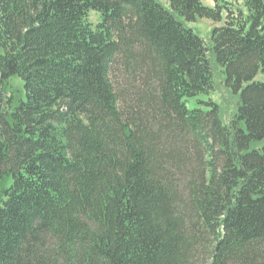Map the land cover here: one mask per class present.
Listing matches in <instances>:
<instances>
[{
    "label": "trees",
    "instance_id": "trees-1",
    "mask_svg": "<svg viewBox=\"0 0 264 264\" xmlns=\"http://www.w3.org/2000/svg\"><path fill=\"white\" fill-rule=\"evenodd\" d=\"M203 1L0 0V264H264V0Z\"/></svg>",
    "mask_w": 264,
    "mask_h": 264
},
{
    "label": "rangeland",
    "instance_id": "rangeland-1",
    "mask_svg": "<svg viewBox=\"0 0 264 264\" xmlns=\"http://www.w3.org/2000/svg\"><path fill=\"white\" fill-rule=\"evenodd\" d=\"M156 1L160 3L163 7L168 9L166 0H156ZM203 3L207 7L213 6L212 0H204ZM229 4H230L229 7L231 5L234 7L233 8L234 11L238 9H243L242 1H238V2L230 1ZM225 18L223 19L221 23H214L207 19H204V20L200 19L195 23L184 22V24L187 28L191 29L196 35L201 37L208 44L210 41V37H211V33L213 29L216 27H222L223 25H225ZM89 22H91L93 25H96L99 22V15L94 12L90 13ZM217 77H218L219 82L223 80L222 75L219 73L218 69H217ZM262 79L264 80V77L258 78V80H262ZM9 88L12 92H19V95L23 93V83L17 78H14L9 82ZM199 100H202V101L212 100V101L219 103L222 107L223 116L225 117V119L230 117V115L232 114L234 110L235 104H236V99L221 84L219 85V88L216 92L206 97L201 96L199 97ZM196 105H197V100L195 99H192L188 102V106L190 108Z\"/></svg>",
    "mask_w": 264,
    "mask_h": 264
}]
</instances>
